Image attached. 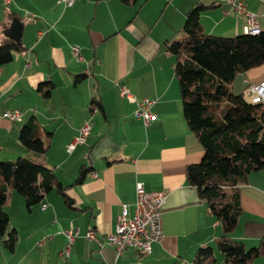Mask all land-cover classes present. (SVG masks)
Wrapping results in <instances>:
<instances>
[{"label":"crops","instance_id":"0c3cea01","mask_svg":"<svg viewBox=\"0 0 264 264\" xmlns=\"http://www.w3.org/2000/svg\"><path fill=\"white\" fill-rule=\"evenodd\" d=\"M245 2L264 30V0ZM197 4L206 6L200 17L206 32L245 33L246 17L223 0H77L68 7L58 0H0V35L12 10L23 22L26 47L0 67V156H25L52 168L69 197L51 190L45 209L42 202L28 208L21 198L16 246L9 250L0 241V264H207L199 257L205 246L216 256L211 264H226L216 245L222 226L186 177L204 147L185 117L176 58L164 44L184 35L187 14ZM74 44L83 59L74 56ZM241 78L237 91L245 88L244 79L262 81L264 64ZM123 85L137 98L156 99L154 120L147 124L135 116L137 103L121 95ZM93 96L102 106H92ZM7 109H19L22 117L10 120ZM31 119L48 144L44 152L19 141ZM86 122L87 142L69 152L67 144ZM83 169L84 180L75 183ZM137 181L147 190L166 191L163 235L151 251L127 247L117 254L114 245L100 247L85 237L92 226L106 241L123 204L133 213ZM240 190L243 214L231 237L251 248L264 236V166ZM71 223L79 236L65 255ZM251 264H263V258Z\"/></svg>","mask_w":264,"mask_h":264},{"label":"trees","instance_id":"16d2710c","mask_svg":"<svg viewBox=\"0 0 264 264\" xmlns=\"http://www.w3.org/2000/svg\"><path fill=\"white\" fill-rule=\"evenodd\" d=\"M205 8L204 4L194 6L187 14L184 35L164 42L176 58L174 69L185 117L204 147L203 158L187 166L186 177L222 226L216 245L226 264H251L257 257H262L264 264V236L251 248L231 237L243 214L240 187L251 172L264 166V103L251 102L247 85L237 91L234 81L264 64V30L231 36L208 33L200 20ZM16 20L21 19L9 10L7 21L2 23L0 67L10 62L15 52L26 49L22 37L11 33ZM91 104L102 106L98 96L92 97ZM19 141L37 152L48 147L33 119L22 126ZM86 173L87 169L81 170L75 183L83 181ZM54 189L69 201L66 186L52 168L25 156L0 159V241L7 249L13 250L18 238V230L4 208L10 195L21 193L30 208ZM199 257L207 264L216 261L211 246L202 247Z\"/></svg>","mask_w":264,"mask_h":264},{"label":"built area","instance_id":"2783aa9c","mask_svg":"<svg viewBox=\"0 0 264 264\" xmlns=\"http://www.w3.org/2000/svg\"><path fill=\"white\" fill-rule=\"evenodd\" d=\"M9 4L12 0H4ZM77 0H58L65 7L71 6ZM231 3L232 8L238 13L246 17L245 28H260L258 14L247 8L245 0H223ZM74 56L81 60L83 59L80 46L74 44L72 46ZM246 93L253 103H264V79L260 82H250L244 79ZM121 95L127 97L130 101L137 103L135 116L141 118L145 123H149L155 119L156 114L153 111V105L156 102L155 98L142 97L137 98L127 86H122ZM4 115L10 120H19L22 117V112L19 109H7ZM91 134V124L86 122L78 135L67 144V150L72 152L79 144L87 141ZM166 198V191L147 190L142 181L136 183V200L134 202L133 213L130 212L128 204H123V209L118 215L115 231L110 233L106 241H101L96 237V230L90 226L85 232V237L98 241L100 247L104 244H112L120 254L127 247H133L139 252H150L152 243L161 239L163 235V215L162 205ZM48 202L42 201V208L48 207ZM68 241L62 254L69 255L72 246L79 236V229L71 223L70 227L65 230ZM40 244H42L40 242Z\"/></svg>","mask_w":264,"mask_h":264},{"label":"rangeland","instance_id":"374dc122","mask_svg":"<svg viewBox=\"0 0 264 264\" xmlns=\"http://www.w3.org/2000/svg\"><path fill=\"white\" fill-rule=\"evenodd\" d=\"M261 32V30H260ZM241 75L238 76L237 78V90L239 89L240 85H241ZM87 142V141H86ZM0 158L2 159L3 157L0 156ZM18 196V197H17ZM20 198V199H19ZM21 198H24V196L17 192L14 191L12 197H10L7 202L5 203L4 208L10 213L11 215V223L12 225L15 227L16 224L18 225V222L21 220ZM75 243V242H74Z\"/></svg>","mask_w":264,"mask_h":264},{"label":"water","instance_id":"95a60500","mask_svg":"<svg viewBox=\"0 0 264 264\" xmlns=\"http://www.w3.org/2000/svg\"><path fill=\"white\" fill-rule=\"evenodd\" d=\"M22 29H23L22 20H16L13 22L10 30H11V33L13 36H15L17 38H21L22 37Z\"/></svg>","mask_w":264,"mask_h":264},{"label":"bare ground","instance_id":"6f19581e","mask_svg":"<svg viewBox=\"0 0 264 264\" xmlns=\"http://www.w3.org/2000/svg\"><path fill=\"white\" fill-rule=\"evenodd\" d=\"M261 28H245L244 32L246 33H258L260 32Z\"/></svg>","mask_w":264,"mask_h":264}]
</instances>
